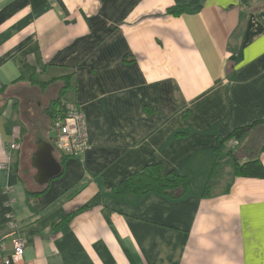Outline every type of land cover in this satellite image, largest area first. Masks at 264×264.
<instances>
[{"label": "crops", "instance_id": "0c3cea01", "mask_svg": "<svg viewBox=\"0 0 264 264\" xmlns=\"http://www.w3.org/2000/svg\"><path fill=\"white\" fill-rule=\"evenodd\" d=\"M66 69L90 146L34 185ZM0 83V164L6 143L21 146L0 169L4 257L14 220L26 264H264V178L226 164L210 179L219 146L246 157L264 139L259 127L220 140L264 119V0H0ZM156 163L189 177L190 190H114Z\"/></svg>", "mask_w": 264, "mask_h": 264}, {"label": "trees", "instance_id": "16d2710c", "mask_svg": "<svg viewBox=\"0 0 264 264\" xmlns=\"http://www.w3.org/2000/svg\"><path fill=\"white\" fill-rule=\"evenodd\" d=\"M184 10L185 8L183 7H172L168 10V12L171 14L180 15ZM64 72L66 73V75H64L63 77V82L65 86L63 87L59 97H57L54 101L51 102V105L48 110L51 118V125L56 115L65 112L66 103H70L71 105H73V103L70 101V93L74 87L73 85L74 81L72 79L74 73L68 71L67 69ZM34 78L35 77H33L31 80L37 82ZM51 82L52 81H46L44 83H41V87L45 88ZM259 127H264V119L255 121L251 125L238 127L228 136L221 137L220 140L223 143V141L227 140V138L240 139L245 134L253 130L257 131ZM48 142H50L53 145L54 151H57L55 148L53 138L49 139ZM257 146L258 147L253 151L244 152V156L249 157V159L242 162L239 160L240 158L238 152L236 153L233 150H224L223 146H219L215 150L216 155L211 168L210 179H217L223 176L225 172V159L223 157L224 154L234 158V168H235V174L237 176L264 178V164L259 158V153L264 151V140L258 143ZM57 153L59 156V158L57 159L62 165V173L59 175L61 176L64 172L66 160L72 155L63 154L58 151ZM162 171H163V167L160 163L150 164L145 168H143L142 170L130 174L126 179H124L117 186H115L114 190L119 194L128 191L133 193H141V194L148 192H158L172 198L182 197L190 190L191 181L189 177L185 175H181L176 171H172L168 176H164ZM33 184L37 185L35 181ZM48 184L43 185V187L47 186ZM211 186H212L211 184H206L204 189L205 195L211 194L214 191L212 190ZM43 191H44L43 188L36 189V191L35 189L32 190V188L27 185V192L29 194L37 195ZM77 212L78 211H74L67 214L60 221L59 224L63 225L69 222Z\"/></svg>", "mask_w": 264, "mask_h": 264}, {"label": "built area", "instance_id": "2783aa9c", "mask_svg": "<svg viewBox=\"0 0 264 264\" xmlns=\"http://www.w3.org/2000/svg\"><path fill=\"white\" fill-rule=\"evenodd\" d=\"M65 106V112L56 115L52 123L55 148L58 152L67 155L83 154L90 146L85 114L70 103H66ZM20 148V144L15 139L5 144L4 152L7 160L0 164V169L11 167L12 154ZM11 235L13 236L12 253L9 257H4L0 252V264H26L24 255L27 240L20 235V225L14 220L11 222Z\"/></svg>", "mask_w": 264, "mask_h": 264}, {"label": "water", "instance_id": "95a60500", "mask_svg": "<svg viewBox=\"0 0 264 264\" xmlns=\"http://www.w3.org/2000/svg\"><path fill=\"white\" fill-rule=\"evenodd\" d=\"M32 165L37 171L34 177L35 182L39 185L48 184L62 173V165L54 156V147L46 140L37 142V151L32 158Z\"/></svg>", "mask_w": 264, "mask_h": 264}, {"label": "rangeland", "instance_id": "374dc122", "mask_svg": "<svg viewBox=\"0 0 264 264\" xmlns=\"http://www.w3.org/2000/svg\"><path fill=\"white\" fill-rule=\"evenodd\" d=\"M55 89H57V88L52 87L51 90H50L51 93L54 92ZM48 138H49V139L54 138V131H53V130H50V133H49V137H48ZM49 139H48V140H49ZM48 140H47V141H48ZM257 140H258V139H257ZM262 140H264V139H261V141H262ZM245 141H246V139L244 138V139H243V142H245ZM242 144H243V143H242ZM242 144H241V145H242ZM244 144H245V143H244ZM247 144L250 145L248 142H247ZM241 145H240V146H241ZM255 145H256V144H255ZM244 146H245V145H244ZM244 146H243V147H244ZM57 155H58L57 151H54V156H55L56 158H57ZM223 157L225 158V162H226L225 165L227 164L226 166H227V172H228V171L231 169V167H234V158H233V157H230V156H228V155H226V154H224ZM239 158H240V159H239L240 161H244V160H248V159H249V157H243V156H239ZM28 165H29V166L31 165L30 162H28ZM31 170H32V169H31ZM35 172H36V170L33 169V170H32V173H30V177H29V178H31L32 174H34ZM28 180H29V179H28ZM211 188H212V190H215V186H214V185H212Z\"/></svg>", "mask_w": 264, "mask_h": 264}]
</instances>
